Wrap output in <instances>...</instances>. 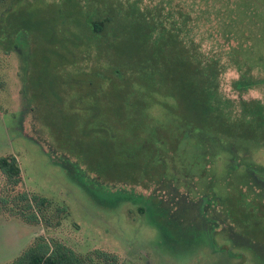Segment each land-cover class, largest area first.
Returning <instances> with one entry per match:
<instances>
[{
    "label": "rangeland",
    "instance_id": "374dc122",
    "mask_svg": "<svg viewBox=\"0 0 264 264\" xmlns=\"http://www.w3.org/2000/svg\"><path fill=\"white\" fill-rule=\"evenodd\" d=\"M17 1L0 0V30L4 14L7 25L12 13L15 21H29L32 28L24 33L35 72L51 70L36 83L33 95L53 79L56 65L67 77H98L95 61L79 65L86 73L67 70L66 58H73L70 41H52L43 34L58 25L67 37L78 32L73 42L86 47L89 40L77 25L86 15H75L76 8L67 4L74 13L64 24L62 0ZM83 1L87 9H103ZM97 1L124 9L136 1L142 9L157 5L164 17L173 14L168 22L190 14L182 40L204 63L215 60L220 69L216 101L245 133L184 125L178 118L184 105L166 92L150 97L138 137L113 124L107 139L80 135L78 151L70 143L57 147L25 94L24 49L6 52L0 45V157L16 156L22 170L18 185L0 171V264L13 262L40 239L74 250L84 264H264V0ZM111 46L101 50L107 61L140 56L127 33L121 32ZM113 64L106 63L105 70ZM121 73L115 76L121 79ZM238 81L249 86L238 89ZM105 86L100 80L98 87ZM86 89L84 83L81 92L70 89L61 99L47 91L49 105L63 111L53 113L55 123L80 132L79 123H70L69 110L85 106L72 101ZM108 144V161L116 168L104 175L105 170L90 169L89 162H100ZM123 148L132 149L127 154L131 163ZM32 214L36 220L28 218Z\"/></svg>",
    "mask_w": 264,
    "mask_h": 264
},
{
    "label": "trees",
    "instance_id": "16d2710c",
    "mask_svg": "<svg viewBox=\"0 0 264 264\" xmlns=\"http://www.w3.org/2000/svg\"><path fill=\"white\" fill-rule=\"evenodd\" d=\"M19 1L21 0H18L16 4ZM89 1L101 4L103 9H87L88 6L83 0H62L60 4L64 24H70L69 19L74 13L68 9L66 10L67 4L76 8L75 15L87 16L84 22L77 24L82 35L89 40L86 47L80 49V44L73 42L75 36H80L78 32H73L72 37H67L64 34V28L60 27L59 29L58 25L53 28L54 32L47 33L45 31L43 34H47L52 41H59V39L70 41L73 58H66L64 64L68 66L67 70L73 68V71L83 73L85 72L84 68L79 65H86L88 61L90 63L95 61V64L99 67L96 70L98 77L92 78L85 74L86 72L84 73V79L67 77L64 73L58 71L57 67L59 65H56L53 79L48 80L47 86L42 89L41 94L37 91L38 93L35 92L36 94L33 95V89L35 91L36 83L41 84L40 79L44 78L45 74H49L51 70L45 69L42 72L43 76L39 75L41 70L39 73L35 72L37 63L31 60L28 53V50H30L28 34L24 33V29H31L32 27L27 20L21 21L19 18L15 21V13H12V21L7 25L4 21L5 14L3 15L0 45L3 46V50L6 52L19 48L24 49L27 63L25 94L33 105L32 109L36 113L35 119L40 121L44 127H47L49 134L56 141L57 147L67 148L70 143L73 144V149L77 146L79 148L80 144H77V141L80 140V135L95 134V136L101 135L105 137L104 139H107L110 134V126L113 124L115 129L129 131L138 137L136 130L143 125L147 117L146 111L150 106V97L157 93L166 95V92L184 105L183 115L178 114V118L184 125H190L192 128L205 125L209 129L216 128L227 135L245 133L243 131L239 132L242 124L235 126L232 122H229L216 101L218 87L216 81L220 69L217 68L215 60L204 63L203 60L195 57L194 53L182 40L183 30L188 31V24L191 21L190 14H183L181 22L178 18L168 22L169 17L173 14L169 12L164 17L163 9L158 8L157 5L142 9L139 5L140 1H136V3L124 9L118 3L107 5L97 0ZM35 25L37 24L35 23ZM121 32L132 36L137 43L136 54L140 56L127 61L121 59L107 61L105 58L109 57L102 55L101 50L113 48L111 43L120 37ZM65 56L67 55L62 54V57ZM109 62H114L112 66L113 69L116 67L115 70H105L104 66ZM45 67H48V65ZM115 72H122L120 74L122 78L118 79ZM70 74H73V72H70ZM100 80H105L108 87L105 86L100 89L98 87ZM84 83L87 86L86 91L82 95L78 94L72 102H84L85 106L80 109L73 108V110H69L71 116H73H70L72 120L70 123H79L80 125V132L75 133L72 132L73 128L71 131L68 126L63 127L55 123L53 113L58 115V112L62 114L63 111L56 108L58 106L49 105L52 98L47 91L53 90L58 98H66V94L70 89H78L76 93L81 92L79 88ZM31 84L33 85L31 86ZM247 86L249 85L242 81L235 83V87L238 89ZM33 96L34 98H32ZM37 98L39 105L35 101ZM71 106H74V104H71ZM104 143L107 144L108 142L105 140ZM123 150L127 162L131 163L127 158V154L132 149L123 148ZM74 151L78 150L75 149ZM106 151L107 153L100 162L99 159H90V169L105 170L102 171L105 172V175L109 173L110 169L116 168V165L108 161L112 157V148L109 144ZM97 164L102 167H98ZM123 165L125 166L126 163ZM0 171L13 185H18L22 181V170L17 157L14 155L0 157ZM40 199L42 203L46 201L45 198ZM36 217L32 214L28 218L36 220ZM8 264H84V260L74 250L62 244L56 243L52 246L45 239H40Z\"/></svg>",
    "mask_w": 264,
    "mask_h": 264
}]
</instances>
